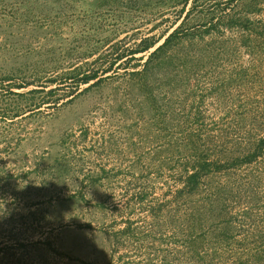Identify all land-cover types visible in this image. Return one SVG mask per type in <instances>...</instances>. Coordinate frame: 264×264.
I'll use <instances>...</instances> for the list:
<instances>
[{
	"label": "rangeland",
	"instance_id": "obj_1",
	"mask_svg": "<svg viewBox=\"0 0 264 264\" xmlns=\"http://www.w3.org/2000/svg\"><path fill=\"white\" fill-rule=\"evenodd\" d=\"M261 140L264 0H0V264H264Z\"/></svg>",
	"mask_w": 264,
	"mask_h": 264
},
{
	"label": "trees",
	"instance_id": "obj_2",
	"mask_svg": "<svg viewBox=\"0 0 264 264\" xmlns=\"http://www.w3.org/2000/svg\"><path fill=\"white\" fill-rule=\"evenodd\" d=\"M187 1L188 0H185V2H187ZM188 11L189 10H187L186 13ZM181 24L182 23H180L178 26H176L171 32H169L164 37L163 41L158 46H156L153 51H151L149 53L148 59L152 55H154L157 51L161 50L168 42H170V40L173 38V36L179 32V30L181 28ZM155 43H156V41H149L148 43L144 44L140 48H137L136 50H134L131 53H138V52L145 51V50L149 49L150 47H152ZM124 57L125 56H122V55L117 56L116 58H114L113 63L118 62L119 60H121ZM147 60H146L145 63L148 62ZM110 65L108 66L107 70H104V72H106L109 69H111ZM94 79H96V80L93 83H97L98 81H100L102 79V77H99L96 72H92L90 74H84V76L82 78H80L79 81H80V83H87L90 80H94ZM18 87H21V86H18ZM260 142H261V144L258 146V149L253 151L251 154H249L245 158H243V161H250L253 157H255L259 153V149L262 147V144H264V140H261ZM236 161H239V159H237ZM223 166H224L223 164L221 165V164H217L215 162L214 163L213 162H209V161L208 162H206V161L202 162L199 165V168H197L196 170H194V171H192L191 173L188 174L187 180H188L189 183H191V185L189 187H191V188L195 187V185L197 183V180H198V177H200V175L202 174L201 171L208 172V171H211L212 169H219V168H221Z\"/></svg>",
	"mask_w": 264,
	"mask_h": 264
}]
</instances>
